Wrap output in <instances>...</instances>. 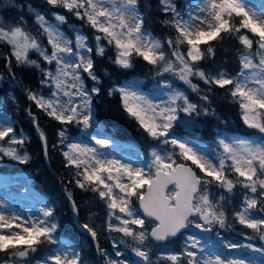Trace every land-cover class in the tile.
<instances>
[{"label":"snow or ice","instance_id":"1","mask_svg":"<svg viewBox=\"0 0 264 264\" xmlns=\"http://www.w3.org/2000/svg\"><path fill=\"white\" fill-rule=\"evenodd\" d=\"M47 4L84 21L94 30L96 41L93 49L88 37L79 30L74 33L75 40L70 39L62 27L67 24V17L59 12L52 13L51 21L43 14H36L37 35L26 30L22 20L11 26L0 23V45L9 49L5 58L9 72L13 60L17 67L40 68L37 60L30 58V52L38 53L48 65H55V71L41 69L44 77L41 83L54 89L51 95L45 97L28 92V99L47 116L62 125L75 123L84 129L92 127V94L98 95L100 89H86L82 74L86 73L99 84L92 53L95 51L96 56L104 57L106 46L115 50V56L110 58L113 64L131 69L133 58H141L156 70L158 77L169 74L178 79L196 92L206 105L201 111L200 105L193 103L167 79L160 85L168 90L162 93L166 99L160 103H153L134 90V83L109 90V95L119 93L124 111L148 136L159 144L170 146V150H152L150 159L142 166L104 159L105 154L95 147L67 143V151L62 153L66 166L76 169L77 187L96 193L105 202L107 231L130 238L134 242L131 252L135 257L142 264H153L152 242L158 244L184 236L190 228L202 233H212L216 225L226 228L225 208L232 201L223 193L232 195L239 188L242 199L232 215L238 224L256 234L255 237L246 235V240L258 238L264 242V0L259 4L250 0H202L179 7L176 0H159L158 11L167 17L162 23L176 33L174 39L166 42L155 38L144 27L145 15L140 11V0H47ZM40 36L46 38L50 51L42 45ZM226 38H234L242 46L240 67L235 76L223 70L211 74L198 67L206 56L215 54L209 42ZM165 43L169 52L165 51ZM201 45L208 47L202 50ZM193 77L207 86V92H212L214 87L226 89L231 101L241 110L244 125L261 135L239 138L218 134L215 141L218 151L174 137L172 132L181 119L180 113L185 117L215 116L208 95L192 82ZM28 115L35 124L36 117L31 111ZM181 123L187 126L192 121L185 119ZM36 127L47 156V138L38 124ZM59 136L63 144L65 131L61 130ZM26 139L22 131L17 134L6 114L0 118V159L8 157L21 164L27 163L28 154L20 152ZM95 144L107 148L110 141L100 138L95 139ZM213 185L222 192L213 194L210 191ZM67 196L72 200L70 192ZM133 197L138 201L142 216L133 207ZM6 209L7 205L0 201V264H31L33 255L44 245L58 247L36 264H84L79 250L58 239V225L52 219L53 207L45 205L39 216L27 219L15 213L7 214ZM72 212L79 216L74 200ZM76 223L95 242L103 264H137V261L124 258L125 253L116 242L112 243L113 254L109 255L100 247L93 226ZM216 236L219 239L220 233ZM203 240L204 237L195 233L187 234L179 253H169L158 259L171 264H254L242 255L208 252ZM121 243L126 241L121 240ZM220 245L229 253L250 250L264 257V244L257 247L253 243L220 240Z\"/></svg>","mask_w":264,"mask_h":264},{"label":"trees","instance_id":"2","mask_svg":"<svg viewBox=\"0 0 264 264\" xmlns=\"http://www.w3.org/2000/svg\"><path fill=\"white\" fill-rule=\"evenodd\" d=\"M13 1L15 2L14 6L4 9L2 17L14 24L20 23L22 20L23 27L30 32L34 31L33 18L26 10L30 6L42 14L59 12L65 15L67 19H70L72 15L64 9L52 8L45 0ZM147 3L148 9L140 8V11L146 15L144 27L162 42H166L169 38L173 39L175 33L172 28L166 27L162 23L167 17L158 11L157 0H148ZM72 22L84 27L87 33L90 32L89 26L84 21L74 19ZM209 44L214 47L215 54L206 56L203 61L199 62L198 67L211 74L215 70L223 68L230 75L235 76L239 69V54L242 50L239 42L234 38H226L223 41H210ZM207 47L208 45H201L202 50ZM165 49H168L166 43ZM8 55V47L0 45V101L13 114L15 119L14 128L20 127L21 131L27 136L23 152L28 154L29 159L23 165V168L32 175V190L49 206L58 205L54 209V214L57 216L58 238L69 240L80 251L81 256L87 258L89 264H103L101 256L96 251L95 242L76 223L78 221L79 225H83L85 224L86 217L93 215L95 224L102 227L103 219L101 218V208L95 197L80 194V190L77 188L74 179L75 169L74 167L66 166L67 162L62 153L66 151L64 144L68 142L67 139L72 133L71 126L62 125L47 116L33 101L28 99L29 91L43 89L41 80L44 77L41 70L35 67H17L13 60L11 72H9L5 59ZM109 56L111 55L109 54ZM93 58L95 72L100 78V82L96 84L88 80L85 75L84 81L86 89L90 90L92 87L100 89L98 95L92 94L91 105L94 110L95 120L106 128L112 129L121 141L135 142L145 152L156 143L144 132L138 122L124 111L119 93H114L113 95H109L108 93L109 90L120 86L124 81L134 76H138L145 80V82H149L152 78L151 66L141 58L135 57L133 59V68L125 70L114 66L109 57L99 59L93 56ZM192 82L198 84L202 92L208 95L209 103L215 111V116H195L196 124L192 129L186 131L176 130V133L182 139L195 142L199 145H209L219 131H226L230 134H238L247 138L256 134V130L249 129L244 125L241 118V110L237 104L231 101L226 89L214 87L212 92H207V86L202 81L193 77ZM184 92L193 103L201 106L202 111L206 105L205 102L200 100L199 95L193 92L187 85H184ZM29 111L36 117L35 124H33L32 118L28 115ZM36 124H38L39 129L43 131L47 138V156L44 154L43 142L40 139ZM65 128H67L65 131L67 138L62 144L59 132ZM0 170L3 172L11 171V169H7L4 166H0ZM215 189L216 187L213 185L210 191L212 192ZM69 192L79 209L78 217L74 216L72 212V200H69L67 196ZM241 194L242 191L237 188L234 190V194L231 195L234 206L239 205L238 200ZM85 201H90L92 207H86L84 205ZM133 204L136 206L135 203ZM236 208L235 206V208L231 209L226 205L225 211L229 227L235 223L232 213ZM214 230H216L215 227L213 228V232ZM96 231L100 247L107 251L109 247L107 237L100 229H96ZM168 244L175 251H181L182 249L180 238L170 240ZM51 249L52 245L41 246L40 251L31 258V263L47 255Z\"/></svg>","mask_w":264,"mask_h":264},{"label":"rangeland","instance_id":"3","mask_svg":"<svg viewBox=\"0 0 264 264\" xmlns=\"http://www.w3.org/2000/svg\"><path fill=\"white\" fill-rule=\"evenodd\" d=\"M45 1L47 2V0H45ZM147 2H148V0H140L141 7L143 9H148V3ZM200 2H202V0H176L178 7L179 6H186L189 3H200ZM250 2L253 4H259L260 0H250ZM14 3L15 2L13 0H0V23L4 24L6 26L15 25L14 23L6 21L2 17V11L4 9L11 8L12 6H14ZM157 5L159 7V0H157ZM26 10L28 11L29 15H31V17L33 18V23H34V25H33L34 29L33 30L34 31L31 33L33 35H37L38 26L35 23V16L37 13H40V12L31 6L26 8ZM40 14H42V13H40ZM43 15H45L46 18L50 21L53 19L52 13L43 14ZM145 18H146V15H145ZM74 19H76V18L73 15H71L70 19H67V24L62 26L66 35L74 41L75 40L74 33H75V31L79 30L80 32H82L84 35H86L88 37L89 45L92 46L93 49H95L96 41L94 39V30H92L89 27L90 32L87 33L85 31L84 27L77 25V24L72 22V20H74ZM173 32L175 33L174 29H173ZM88 35H90V36H88ZM175 35H176V33H175ZM175 35H174V38H175ZM155 38H157V37H155ZM39 39L41 40L42 45L44 47H48L49 51H50V46L47 45L46 38H44L43 36H40ZM102 43H104V42H102ZM181 50H183V47ZM165 51L169 52L170 50L165 49ZM109 54L112 57L115 56V50L111 46H106V52H105L104 57L96 56L95 51L92 53L93 56H96L99 59L105 58V57L111 58V56H109ZM29 56L31 59L37 60V63L40 65V68H39L40 70L45 69V70L55 71V65L54 64L48 65L47 63H45L43 61V59L41 57H39L38 53L30 52ZM113 65L116 67H119L115 64H113ZM238 67H240L239 61H238ZM151 68H152V78L150 79L149 82H145V80L139 78L138 76H134V77L124 81L120 86H118L116 88L125 86L126 84H133L134 83L135 84L134 90H136V91L140 92L141 94L147 96L150 100L153 101V103H160L162 99H166V97H164L162 95V93L166 92L168 90L160 87L161 82L164 81L165 79H167L170 83H172L174 88L179 89V90L184 92V85L185 84L183 82L179 81L178 79H175L174 77H171L169 74H165V76H163V77H158L156 75V70L152 66H151ZM131 69H125V70H131ZM219 70H223V71L227 72L225 69L219 68L218 70H215L213 72V74H216L217 71H219ZM238 71H239V69H238ZM82 75H83V77L85 75V77L88 80L92 81L90 78L87 77L86 73H83ZM83 83H84V87L86 88L84 79H83ZM53 90L54 89L50 88L48 85L43 84V89H40L38 91H33V92H36V93L43 95L45 97H49ZM91 109H92V113H93L92 127L89 129H84L82 125H76L75 123L70 125L72 133L67 139L68 142H66L64 144L66 151H67V147H66L67 143H69V142L79 143V144L87 145L88 147H95L98 150V152L105 154L103 157L104 159H117V160H120L122 163H131L133 165V167H137V166H142L145 162H147L150 159V153L152 150H154V149L160 150V149H164V148H168L170 150V146H165V145L159 144L155 140H154V142L156 144L152 147H149L145 152L140 147V145H138L135 142L121 141L119 138H117V136L115 135V132L112 129L106 128L105 126H103L102 124H100L99 122H97L95 120L94 110H93L92 105H91ZM5 114L9 118V121L14 126L15 125V119H14L13 114L10 112V109H8L6 107V105L0 101V118H2ZM194 117H195V115H193L192 117H185L183 113H180L181 119H180V121H177V126L174 128L172 135L176 138H181L176 133V130L186 131V130L192 129L194 127V125L196 124V120L194 119ZM185 119L191 120L192 123L190 125H187V126L183 125L181 123V121H183ZM16 129H17V131H16L17 134H19L21 132L20 127H17ZM66 130H67V128L64 129V131H66ZM218 134L221 136L247 138V137H242L238 134H230L226 131H219V132H217L215 139L212 140V142L209 145H201V146L204 147L206 150L211 149V150L218 151V149H216V144H215V141L217 139ZM23 135L27 138V136L24 133H23ZM260 135L261 134L256 132V134L253 135L252 137H257ZM65 136L67 138L66 134H65ZM252 137H250V138H252ZM100 138H107L110 141L109 147L101 148L99 145H96L95 139H100ZM15 147H19V146H15ZM23 149H24V146H23V148L20 149L21 155H23L25 153V152H23ZM0 156H2V154H0ZM24 164H21L18 161L10 160L8 157H3L2 159H0V166H4L7 169H11V171H8V172H3L0 170V173H2V174H0V201L4 202L7 205V209H6L7 214L15 213L16 215L21 216V218H23V219H27L29 216H31L32 218H35V217L40 215L42 208L45 205H47V206H49V205L42 198H40L37 194H35V192L32 190V187H31L32 175L29 171H27L26 169L23 168ZM75 172H76V169L74 170V173ZM77 188L80 190L81 195H85V196L88 195V196L93 197V198L95 197L98 205L101 208V212H102L101 218L103 219V224L101 225L102 227H99L98 225L95 224V218L93 215L86 217L85 223H88L91 226H93L95 228V230L100 229V231L107 237V240H108L107 242L109 244L107 253L109 255L113 254L112 243L116 242L117 244H119L120 249L122 251H124V253H125L124 258H127L129 260H133L135 255H134V253L131 252V246L133 245L134 242L130 238H124L122 236V234H120V233L107 231V222H108L107 212H108V209L106 207L105 202L100 200L96 193H93L91 191L82 190L79 187H77ZM221 192H222V190L218 189V188H216L215 190L212 191L213 194H220ZM223 194L226 197L230 196V199L232 201L230 194H228V193H223ZM241 199H242V194L238 200L239 204H240ZM132 200H133V203H135V205H136V206H134V204H133V207H135L138 211V214L141 215V213L139 212V210L137 208L136 198L133 197ZM84 205L88 208L92 207V204L90 201H88V202L85 201ZM57 206L53 205L51 207H53L55 209ZM227 206H229L231 209H233V208H235V206L237 207L238 205L234 206L233 202H231L230 204H227ZM254 215L259 216L262 214L254 213ZM232 217H233V215H232ZM52 219L55 223H57V216L55 214H54ZM234 221H235V219H234ZM112 222L118 223L115 220H113ZM133 227H135V226H133ZM215 229L216 230H214V232H212L208 238L204 237L205 240L202 241V243L205 244L206 251L218 252L222 255H232V256H241L242 255L243 257H246L247 259L254 261V264H261V261L264 260V257H261L258 253L251 252L250 250H245L242 253L237 252V251H232L231 253H229L226 249H224L222 247V245H220V240H223L224 242L253 243L257 247L262 246V244H264V242H261L258 238H254L252 241H248L245 239L246 235H253L254 237L256 236V234L252 233V231L250 229L244 228L242 225L238 224L236 221L234 224H231L230 227L228 225L226 228L221 229V228H219L218 225H216ZM217 232L220 233L219 239L216 236ZM187 234H191V233L186 232L184 236H178V238H180V240L182 242V247L184 245V240H185ZM199 237H202V236H199ZM58 239L61 241H65V242H67L73 246V244L69 240L61 239V238H58ZM121 240H125L126 243H121ZM169 242H170V240L166 241L163 244H157V243L152 242L151 259H152L153 264H171L170 261H167L164 259H158V257H160L162 255H167L169 253H179L180 252V251L173 250V248L168 244ZM56 247H58V245H52V249H55ZM81 258L84 261V264H89L87 261V258L82 257V256H81ZM31 264H36V261L32 262Z\"/></svg>","mask_w":264,"mask_h":264},{"label":"water","instance_id":"4","mask_svg":"<svg viewBox=\"0 0 264 264\" xmlns=\"http://www.w3.org/2000/svg\"><path fill=\"white\" fill-rule=\"evenodd\" d=\"M137 205H138V201H137ZM138 209H139V205H138ZM139 211H140L141 215H143L142 210H139ZM187 232L195 233L197 236H202V237H209L211 235V233H202L198 229H191V228L188 229ZM176 238H170V240L176 239ZM154 243H156V242H154ZM163 243H165V242H160L158 244H163ZM133 260L134 261H137V264H142V262L139 261V258L138 257H134Z\"/></svg>","mask_w":264,"mask_h":264}]
</instances>
